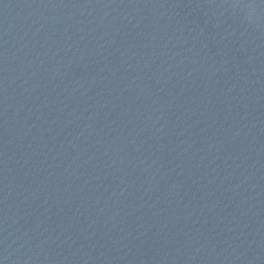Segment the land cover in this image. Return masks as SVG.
Listing matches in <instances>:
<instances>
[{
    "label": "water",
    "instance_id": "obj_1",
    "mask_svg": "<svg viewBox=\"0 0 264 264\" xmlns=\"http://www.w3.org/2000/svg\"><path fill=\"white\" fill-rule=\"evenodd\" d=\"M0 264H264V0H0Z\"/></svg>",
    "mask_w": 264,
    "mask_h": 264
}]
</instances>
